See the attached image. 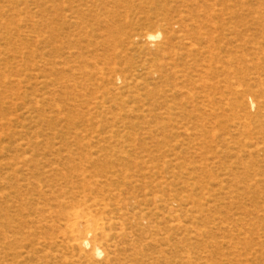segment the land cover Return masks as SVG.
<instances>
[{"label": "rangeland", "instance_id": "374dc122", "mask_svg": "<svg viewBox=\"0 0 264 264\" xmlns=\"http://www.w3.org/2000/svg\"><path fill=\"white\" fill-rule=\"evenodd\" d=\"M196 1L0 0V264H105L80 206L141 221L110 264H264V0H207V55Z\"/></svg>", "mask_w": 264, "mask_h": 264}, {"label": "bare ground", "instance_id": "6f19581e", "mask_svg": "<svg viewBox=\"0 0 264 264\" xmlns=\"http://www.w3.org/2000/svg\"><path fill=\"white\" fill-rule=\"evenodd\" d=\"M202 1V0H201ZM222 1V0H221ZM224 1V0H223ZM203 4V9L206 10L205 12V20H201L197 15L195 18V26L193 28V37L195 40V42L193 43V51L196 54H205L207 55L210 51H208L207 48H205V52L204 48H202V36H204V41L207 40V42H209V34L206 32V29H209V26L212 24L214 17L217 16L216 12L213 13L212 9L214 5H210L208 4L207 0L206 1H202ZM260 2V1H259ZM196 6L197 8H199V6L201 5L200 1L197 0L196 2ZM200 4V5H199ZM225 4V1H224ZM263 4V3H262ZM215 7V6H214ZM224 7V6H223ZM221 7V8H223ZM226 7V6H225ZM199 10V9H198ZM202 10V9H201ZM228 10V9H227ZM201 17V16H200ZM213 31V30H212ZM214 35V34H213ZM147 39H154L157 38L158 36H152V35H148ZM192 37V38H193ZM211 38V37H210ZM211 40V39H210ZM203 41V42H204ZM212 41V40H211ZM207 42H204L207 43ZM211 43V42H210ZM192 47V46H191ZM190 48V47H189ZM210 50V48H209ZM212 56V55H211ZM209 58V57H208ZM212 58V57H210ZM206 60V59H205ZM211 60V59H210ZM205 65V64H204ZM197 68V67H196ZM203 68V67H202ZM210 68V67H209ZM198 72V71H197ZM202 78V77H201ZM16 157V156H15ZM17 160V159H16ZM19 160V159H18ZM2 167V166H1ZM13 168V167H12ZM47 169V168H46ZM56 170V168H55ZM62 170V169H61ZM65 170V169H64ZM75 170V169H74ZM4 171V170H3ZM58 171V170H57ZM12 172V171H11ZM75 172V171H74ZM1 173V172H0ZM59 173V172H58ZM63 173V172H61ZM70 173V172H69ZM51 174V173H50ZM79 174V172H78ZM81 174V173H80ZM79 174V175H80ZM69 175V174H68ZM78 175V176H79ZM82 175V174H81ZM24 176V175H23ZM53 176V175H52ZM63 176V175H62ZM77 176V177H78ZM84 176V175H83ZM26 177V175H25ZM46 177V176H45ZM48 178L49 175L47 176ZM64 177V176H63ZM82 177V176H79ZM78 177V178H79ZM26 179V178H24ZM47 179V178H46ZM67 179V178H66ZM14 180V179H13ZM77 180V179H76ZM82 180V179H81ZM31 181V180H29ZM73 181V180H72ZM79 181V180H78ZM75 182V183H79V182ZM25 182V181H24ZM35 182V181H34ZM96 182V181H95ZM16 183V182H15ZM38 183V182H37ZM55 183V182H54ZM71 183V181H70ZM83 183V182H82ZM109 183V182H108ZM27 184V183H26ZM32 184V183H31ZM74 184V182H73ZM81 184V182L79 183ZM78 184V185H79ZM87 184V183H85ZM15 185V184H14ZM54 185V184H53ZM64 185V184H63ZM69 185V184H68ZM98 185V184H97ZM8 186V185H6ZM16 186V185H15ZM61 186V185H60ZM77 186V185H76ZM9 187V186H8ZM40 187V185H39ZM55 187V186H54ZM74 187V185H73ZM80 187V186H79ZM84 187V185H83ZM86 187V185H85ZM10 188V187H9ZM49 188V187H48ZM60 188V187H59ZM77 188V187H76ZM75 188V189H76ZM58 189V188H57ZM87 189V188H86ZM98 189V188H97ZM3 190V189H2ZM44 190V189H43ZM89 190V189H88ZM57 191V190H56ZM106 191V190H105ZM18 192V190H17ZM45 192V191H43ZM58 192V191H57ZM60 192V190H59ZM101 192V191H100ZM16 193V192H15ZM47 193V192H46ZM43 194V195H46ZM42 194V193H41ZM48 194V193H47ZM106 194V193H105ZM120 194V193H119ZM42 196V195H40ZM51 196V195H50ZM45 197V196H44ZM99 197V196H98ZM52 198V197H51ZM19 199H21V197H19ZM104 199V198H103ZM37 200V199H36ZM47 200V199H46ZM20 201V200H19ZM104 201V200H103ZM55 202V201H54ZM74 202V201H73ZM97 202V201H96ZM57 204V203H56ZM65 204V203H64ZM93 204V203H92ZM83 205V203H82ZM87 205V204H86ZM22 206V205H21ZM57 206V205H56ZM85 207V204L83 205ZM94 206V204H93ZM100 206V205H99ZM123 206V205H122ZM81 207V206H80ZM79 207V208H80ZM91 207V206H90ZM98 207V206H97ZM108 207V206H107ZM106 207V208H107ZM174 206L172 205L168 210L174 215V213H176V208H173ZM18 208V207H17ZM43 208V207H42ZM67 207L65 206V209ZM73 208V207H72ZM80 212H76L75 209L73 210V214L71 213V220L70 223H68L69 225H65L66 228H69V237H70V248L72 251H75L78 253V261L77 262H83V263H93V261L99 259L100 257H104V263L105 264H110L113 261L117 260V257L119 255V251H120V247L123 246L121 248L122 251H126V247L124 245H126V240H128L129 242H132V238H136L139 237L140 233L138 234V232H128L127 230V226L129 228V226L131 227V225H134L135 228L137 229H144L141 221L140 222H136L134 217H130L129 214H121L120 216H118V218H111V217H103L101 218L100 216H98L97 214V210L92 211V210H85V211H81V209H79ZM100 208V207H99ZM20 209H22L20 207ZM53 210V209H52ZM49 210V211H52ZM55 210V209H54ZM64 210V209H63ZM67 210V209H66ZM65 210V211H66ZM125 210V209H124ZM35 211V210H34ZM61 211V210H60ZM64 211V212H65ZM69 211V210H67ZM100 212V210H98ZM120 211V210H119ZM39 212V211H38ZM62 212V213H64ZM71 212V211H70ZM69 212V213H70ZM121 212H119L120 214ZM170 213V214H171ZM53 214V213H52ZM56 214H60V212L56 213ZM55 214V215H56ZM65 215V214H64ZM67 215V214H66ZM106 215V214H104ZM4 216V215H3ZM62 216V215H61ZM69 215H67L68 217ZM110 216V214H109ZM65 217V218H67ZM142 219H145V216H141ZM2 218V217H1ZM70 218V217H69ZM132 218V219H131ZM144 221V225H146V223ZM66 220V219H65ZM51 221V220H50ZM63 221V220H62ZM69 221V220H68ZM67 221V222H68ZM43 222V221H42ZM45 222V221H44ZM66 222V221H65ZM66 222V223H67ZM40 223H38L39 225ZM51 224V223H49ZM55 225V224H54ZM45 226V225H44ZM57 226V225H56ZM63 226V225H62ZM64 226V227H65ZM149 226V225H148ZM53 228V227H52ZM55 228V227H54ZM60 229V228H58ZM61 231V230H60ZM63 232V231H62ZM61 233V232H60ZM17 235V234H16ZM145 238V237H144ZM149 240V237L147 238ZM151 239V238H150ZM153 241V239H152ZM65 242V241H64ZM156 243V242H155ZM137 244V243H136ZM152 245V244H151ZM135 246V245H133ZM130 248V247H128ZM132 249H134V247H131V251ZM137 250V248L135 249ZM142 250V249H141ZM130 253V252H129ZM135 255V253H134ZM140 255V254H139ZM63 258V257H62ZM76 258V257H75ZM136 258V257H135Z\"/></svg>", "mask_w": 264, "mask_h": 264}]
</instances>
